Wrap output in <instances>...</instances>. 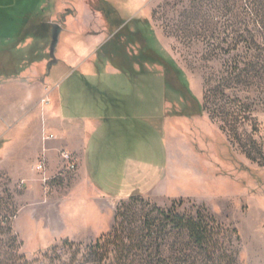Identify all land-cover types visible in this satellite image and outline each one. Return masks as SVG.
Instances as JSON below:
<instances>
[{
    "label": "rangeland",
    "instance_id": "374dc122",
    "mask_svg": "<svg viewBox=\"0 0 264 264\" xmlns=\"http://www.w3.org/2000/svg\"><path fill=\"white\" fill-rule=\"evenodd\" d=\"M0 11V75L35 65L59 85L83 46L79 60L96 70L141 73L144 114L164 147L172 143L178 172L175 198L121 200L99 246L98 238L46 248L27 228L32 181L1 177L0 264H218L161 215L173 201L177 217L214 218L224 255L264 264V0H0ZM53 24L62 28L58 63L46 75ZM34 171L47 200L53 186L46 191Z\"/></svg>",
    "mask_w": 264,
    "mask_h": 264
},
{
    "label": "crops",
    "instance_id": "0c3cea01",
    "mask_svg": "<svg viewBox=\"0 0 264 264\" xmlns=\"http://www.w3.org/2000/svg\"><path fill=\"white\" fill-rule=\"evenodd\" d=\"M75 52L53 87L35 65L0 75V178L32 181L35 207L27 211V228L44 248L63 240L93 242L109 233L121 200L175 198L174 148L169 140L164 147L156 123L149 126L144 114L147 79L106 63L96 70L86 57L79 60L85 46ZM149 130L154 138L147 148ZM173 130L167 126L168 137ZM50 135L55 138L45 140ZM61 151L74 155L78 169L52 185L45 200L34 166L45 153L48 175L54 176L63 164Z\"/></svg>",
    "mask_w": 264,
    "mask_h": 264
},
{
    "label": "trees",
    "instance_id": "16d2710c",
    "mask_svg": "<svg viewBox=\"0 0 264 264\" xmlns=\"http://www.w3.org/2000/svg\"><path fill=\"white\" fill-rule=\"evenodd\" d=\"M15 59L12 60L14 62ZM162 65V64H161ZM19 72L12 73L17 75ZM141 198L140 196H137ZM176 201L172 202L171 208L168 213L161 211V215L167 220H171L172 225L180 231H185L188 239L192 244L197 246L206 255V257L214 263L222 264L225 260H228L227 264H237L236 253H222L219 247L223 237L220 232H223L221 227L217 225L214 218L211 216H198L197 218L192 216H175L174 207ZM174 219H170V218ZM117 220V213L115 222ZM115 225V224H114ZM114 228V226H113ZM112 228V230H113ZM111 234L103 235L97 240L96 246H99L101 242L110 238Z\"/></svg>",
    "mask_w": 264,
    "mask_h": 264
},
{
    "label": "built area",
    "instance_id": "2783aa9c",
    "mask_svg": "<svg viewBox=\"0 0 264 264\" xmlns=\"http://www.w3.org/2000/svg\"><path fill=\"white\" fill-rule=\"evenodd\" d=\"M54 135L45 137V140L54 139ZM60 158L63 162L60 171L54 176L48 175V163L46 154L43 153L37 160L34 169L42 176V182L45 186L46 191H50L54 181H60L64 179L70 173H74L78 169L77 159L74 155L68 151H61Z\"/></svg>",
    "mask_w": 264,
    "mask_h": 264
},
{
    "label": "water",
    "instance_id": "95a60500",
    "mask_svg": "<svg viewBox=\"0 0 264 264\" xmlns=\"http://www.w3.org/2000/svg\"><path fill=\"white\" fill-rule=\"evenodd\" d=\"M61 33H62L61 26L57 24H53L51 33H50V36H51V44H50V51H49L50 52V62L47 64V74L46 75H49L53 66H55L58 63V60L56 59V50L59 44V38H60Z\"/></svg>",
    "mask_w": 264,
    "mask_h": 264
},
{
    "label": "bare ground",
    "instance_id": "6f19581e",
    "mask_svg": "<svg viewBox=\"0 0 264 264\" xmlns=\"http://www.w3.org/2000/svg\"><path fill=\"white\" fill-rule=\"evenodd\" d=\"M259 250V249H258ZM261 250V249H260Z\"/></svg>",
    "mask_w": 264,
    "mask_h": 264
}]
</instances>
